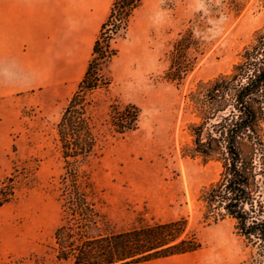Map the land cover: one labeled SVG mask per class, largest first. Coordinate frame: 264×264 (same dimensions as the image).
<instances>
[{"label": "rangeland", "instance_id": "rangeland-1", "mask_svg": "<svg viewBox=\"0 0 264 264\" xmlns=\"http://www.w3.org/2000/svg\"><path fill=\"white\" fill-rule=\"evenodd\" d=\"M263 25L262 0H143L133 12L126 34L112 44L116 55L101 67L108 86L92 94L101 147L82 165L92 181L104 233L182 218L188 234L201 242V249L180 259L185 264L248 260L253 250L237 235L233 220L207 224L202 218L199 192L218 179L220 163L190 158L181 150L191 144L187 126L193 116L186 94L200 81L229 73ZM187 28L203 41L205 53L176 85L163 78L165 55ZM75 90L63 97L30 92L0 103V182L11 174L19 182L10 201L0 206V256H27L11 264L27 259L70 264L58 261L55 253L62 173L55 127ZM114 103L140 109L135 131L112 136L105 121Z\"/></svg>", "mask_w": 264, "mask_h": 264}, {"label": "trees", "instance_id": "trees-1", "mask_svg": "<svg viewBox=\"0 0 264 264\" xmlns=\"http://www.w3.org/2000/svg\"><path fill=\"white\" fill-rule=\"evenodd\" d=\"M142 2L112 1L85 74L55 127L62 163L58 178L61 224L54 231L58 261L136 264L201 249L182 218L104 233L92 181L82 169L101 147L92 117L93 92L108 86L101 67L116 55L112 44L124 37ZM204 53V43L193 30H183L165 55L163 78L181 85ZM185 99L193 121L187 126L191 144L182 148V155L215 161L221 167L218 179L199 192L202 218L207 224L233 220L235 232L253 250L244 264H264V25L253 33L229 73L198 82ZM140 113L133 104L114 103L105 123L113 137H122L138 128ZM18 183L13 174L0 182V206L10 201Z\"/></svg>", "mask_w": 264, "mask_h": 264}, {"label": "crops", "instance_id": "crops-1", "mask_svg": "<svg viewBox=\"0 0 264 264\" xmlns=\"http://www.w3.org/2000/svg\"><path fill=\"white\" fill-rule=\"evenodd\" d=\"M112 1L0 0V103L30 92L63 97L75 90L91 57L93 34ZM191 254L136 264H185L180 259ZM18 257L27 256H0V264Z\"/></svg>", "mask_w": 264, "mask_h": 264}]
</instances>
